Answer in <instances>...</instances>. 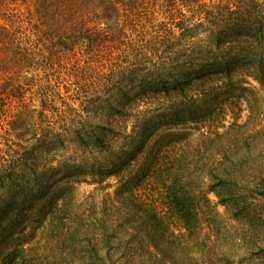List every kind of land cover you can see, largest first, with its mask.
Instances as JSON below:
<instances>
[{
    "label": "trees",
    "instance_id": "obj_1",
    "mask_svg": "<svg viewBox=\"0 0 264 264\" xmlns=\"http://www.w3.org/2000/svg\"><path fill=\"white\" fill-rule=\"evenodd\" d=\"M29 6L25 26L0 21V115L20 107L0 147V264H264V99L251 82L264 87V0ZM67 53L83 64L61 93L47 79ZM34 80L39 107L24 101ZM239 100L245 119L224 125ZM110 176L97 215L75 202V183ZM150 177L183 232L134 194Z\"/></svg>",
    "mask_w": 264,
    "mask_h": 264
},
{
    "label": "rangeland",
    "instance_id": "obj_2",
    "mask_svg": "<svg viewBox=\"0 0 264 264\" xmlns=\"http://www.w3.org/2000/svg\"><path fill=\"white\" fill-rule=\"evenodd\" d=\"M1 1V0H0ZM30 0H12L9 3L0 2V21L1 22H10L15 20V24L21 23L22 26L27 24L28 17H29V9H30ZM18 8V11L21 12L20 18L22 20H16L17 18H12L9 13V9ZM81 59L80 55L67 53L64 56L63 61L60 62L59 65L55 66L56 72L54 76H49L47 82L56 88V85L59 83V91L64 93V86L71 84L70 82L73 80L72 73L75 68L77 60ZM79 65L83 64L80 60L78 62ZM77 66V65H76ZM74 67V68H73ZM35 73L42 76V71L36 70ZM71 74V75H70ZM32 82V88L27 90L24 94V101L26 103H30L31 106H40V98L38 89V83L36 81ZM252 84L256 87L257 93L261 95L264 99V87H259L255 82L251 81ZM41 84L46 83V79L42 77ZM37 91V92H36ZM17 103V101L15 102ZM14 103V104H15ZM59 100L55 101V105H59ZM238 105L241 107L239 110L236 106L232 105L231 103L225 106V113H224V125H227L232 120L242 121L245 119L248 110L245 101L239 100ZM20 109L19 106L11 109L5 115H0V147L4 149L7 148L10 141L15 139L14 135L11 133V122L10 120L14 118V114ZM193 134L192 137H194ZM149 179V180H148ZM144 181L140 186L133 190L134 194L139 195V197L145 200L147 203L152 205L157 213L161 216V218L165 221L168 226V229L174 233L175 235L184 231V225L182 220L180 219L178 213L174 210V208L168 203L166 199V194L164 191L163 184L153 178H148ZM118 185V177L110 176L107 177L102 182H90L88 178L85 181L75 183L72 188V196L75 199V202H82L85 201L87 203L92 204L91 206L96 212V215L101 210V205L103 200L108 196H113L114 190ZM210 199L211 206L217 210L220 216H224L223 208L221 205L217 204L216 197L213 193L208 194ZM218 217V218H219ZM222 218V217H221ZM205 228L202 230V233ZM201 233V235H202ZM42 230H37L35 239L42 238ZM200 235V236H201ZM34 241V240H33Z\"/></svg>",
    "mask_w": 264,
    "mask_h": 264
}]
</instances>
